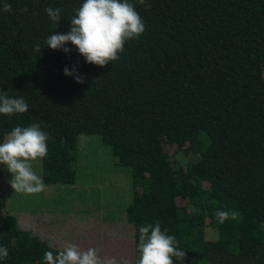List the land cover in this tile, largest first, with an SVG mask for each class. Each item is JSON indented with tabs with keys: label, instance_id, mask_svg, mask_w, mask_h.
Returning <instances> with one entry per match:
<instances>
[{
	"label": "trees",
	"instance_id": "trees-1",
	"mask_svg": "<svg viewBox=\"0 0 264 264\" xmlns=\"http://www.w3.org/2000/svg\"><path fill=\"white\" fill-rule=\"evenodd\" d=\"M8 2L0 90L24 98L29 111L0 114V143L15 127L40 124L50 137L41 161L47 186L74 182L87 135L131 168L125 236L123 225L108 228L126 243L103 248L101 259L136 264L139 227L160 221L185 251L173 264H264V0H131L145 31L105 67L70 42L68 53L44 43L70 31L84 0ZM48 7L61 10L59 25ZM218 209L239 215L220 224ZM54 243L8 211L0 189V246L9 251L0 264H44L46 251L62 249Z\"/></svg>",
	"mask_w": 264,
	"mask_h": 264
},
{
	"label": "clouds",
	"instance_id": "clouds-1",
	"mask_svg": "<svg viewBox=\"0 0 264 264\" xmlns=\"http://www.w3.org/2000/svg\"><path fill=\"white\" fill-rule=\"evenodd\" d=\"M135 4L144 5L146 0H135ZM135 4L131 0H84L82 6L70 20V31L67 34L50 35L44 43L52 50L70 49L69 42L78 49L88 64L105 67L110 62L118 61L124 51V44L139 39L145 31V25ZM0 10L12 12V5L4 0ZM23 12L29 9L25 7ZM45 12L55 25H59L61 10L48 7ZM34 51L41 53V45L37 43ZM65 76H74L75 82L82 84L83 77L75 69H64ZM29 111L24 98L10 97L0 90V114L12 117ZM49 135L41 131L40 124L27 127H15L0 143V165H4L11 174L9 181L14 192L25 195L42 193L46 185L41 176L33 170V162L42 161L48 155L47 141ZM235 211L217 210L215 217L220 224L238 217ZM13 247L16 240L11 241ZM139 258L136 264H173V257L183 261L185 251L178 250V242L168 230H161L160 221L139 227ZM9 255L8 248L0 246V260ZM44 264H116V261H103L95 248L82 251L74 243H66L58 254L52 251L44 253Z\"/></svg>",
	"mask_w": 264,
	"mask_h": 264
},
{
	"label": "rangeland",
	"instance_id": "rangeland-1",
	"mask_svg": "<svg viewBox=\"0 0 264 264\" xmlns=\"http://www.w3.org/2000/svg\"><path fill=\"white\" fill-rule=\"evenodd\" d=\"M84 144L75 161L73 183L46 185L42 193L25 195L14 192L11 174L0 165V189L6 209L21 223L27 221L33 234L55 242L56 247L74 243L82 251L95 248L99 253L126 243L114 230L123 225L118 231L123 235L127 224L125 208L133 198L131 168L116 163L111 147L99 135H87ZM33 170L42 178L41 161L33 162ZM111 227L114 230L108 233Z\"/></svg>",
	"mask_w": 264,
	"mask_h": 264
}]
</instances>
